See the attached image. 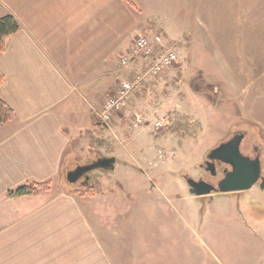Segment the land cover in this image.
<instances>
[{
  "label": "crops",
  "instance_id": "obj_1",
  "mask_svg": "<svg viewBox=\"0 0 264 264\" xmlns=\"http://www.w3.org/2000/svg\"><path fill=\"white\" fill-rule=\"evenodd\" d=\"M136 5L163 6L148 11L157 19L186 11L189 33L213 55L217 92L264 135V0H0L19 26L0 53V99L13 111L0 125V264H110L76 197L9 192L72 169L64 124L96 115L117 77L134 76L120 59L137 36L154 28L164 39Z\"/></svg>",
  "mask_w": 264,
  "mask_h": 264
},
{
  "label": "rangeland",
  "instance_id": "obj_2",
  "mask_svg": "<svg viewBox=\"0 0 264 264\" xmlns=\"http://www.w3.org/2000/svg\"><path fill=\"white\" fill-rule=\"evenodd\" d=\"M159 5H136L137 13L165 32L164 45L178 56L175 66L133 92L108 128L94 125L90 113L64 124L71 142L63 160L67 165L115 157L119 166L113 173L93 171L87 186L66 184L62 172L49 187L62 189L88 209L110 264H264V188L257 184L246 191L192 197L185 181L205 178L204 155L236 132H245L246 142L252 140L264 155V135L217 92L213 55L204 51L197 34L189 33L186 11L159 13L157 19L149 12ZM6 11L0 7V17L10 15ZM136 66L126 71H139ZM130 78L118 76L111 88ZM83 106L77 102L76 112ZM138 118L146 119L143 127ZM156 121L163 127L155 129ZM81 186L86 194L73 195Z\"/></svg>",
  "mask_w": 264,
  "mask_h": 264
},
{
  "label": "water",
  "instance_id": "obj_3",
  "mask_svg": "<svg viewBox=\"0 0 264 264\" xmlns=\"http://www.w3.org/2000/svg\"><path fill=\"white\" fill-rule=\"evenodd\" d=\"M96 115L92 114V121L96 126H108L95 121ZM243 135H235L227 142L221 143L214 148L209 156V161L219 160L229 166L231 170L225 174L214 186L211 183L197 181L192 178H186L188 194L192 197H210L212 194H226L241 192L251 189L259 184L264 188V177L261 169V158L257 156L251 159L244 156L240 151V145ZM116 163L115 157H98L89 164L79 165L64 173V182L68 185H75L84 176L95 170L109 172L114 170ZM212 164V169H213ZM213 175V174H212ZM215 177V176H213ZM88 177L85 178V180Z\"/></svg>",
  "mask_w": 264,
  "mask_h": 264
},
{
  "label": "built area",
  "instance_id": "obj_4",
  "mask_svg": "<svg viewBox=\"0 0 264 264\" xmlns=\"http://www.w3.org/2000/svg\"><path fill=\"white\" fill-rule=\"evenodd\" d=\"M178 56L174 49L163 46L162 35L154 28L137 36L126 54L120 59V65L124 68L136 63L140 70L128 80L123 81L115 94L106 98L99 107L97 119L108 124L115 112L126 106L133 92L151 78H157L170 70L177 63ZM145 118H138L137 124L145 125ZM155 129L163 127L162 121L153 123Z\"/></svg>",
  "mask_w": 264,
  "mask_h": 264
},
{
  "label": "trees",
  "instance_id": "obj_5",
  "mask_svg": "<svg viewBox=\"0 0 264 264\" xmlns=\"http://www.w3.org/2000/svg\"><path fill=\"white\" fill-rule=\"evenodd\" d=\"M19 26L16 20L11 15H5L3 17H0V53H2L5 49V40L6 38L14 35L18 32ZM3 82V76L0 73V85ZM13 118V111L12 109L4 102L2 99H0V125H5L9 123ZM61 178V176H60ZM62 179V178H61ZM87 186V182L85 184ZM49 185L48 184H28L25 186H22L18 189H16L13 192H9V195L14 196H26L36 193L38 190L47 191ZM71 187V186H69ZM83 189L74 190L72 191V194L77 197H82L86 194L85 186H81ZM84 190V191H83ZM92 192V191H91ZM89 192L88 195L92 196V193ZM85 193V194H84Z\"/></svg>",
  "mask_w": 264,
  "mask_h": 264
},
{
  "label": "flooded vegetation",
  "instance_id": "obj_6",
  "mask_svg": "<svg viewBox=\"0 0 264 264\" xmlns=\"http://www.w3.org/2000/svg\"><path fill=\"white\" fill-rule=\"evenodd\" d=\"M235 135H243V140L241 142V145H240V151L241 153L244 155V156H247L251 159H254L256 158L257 156H260L261 158V155L262 153L259 152V148L256 146V144L252 141V140H247L246 142V135H245V132L243 131H240V132H236L235 134H233L228 140H230L233 136ZM228 140L224 141V142H227ZM222 142V143H224ZM221 144V143H220ZM218 144V145H220ZM217 145V146H218ZM216 146V147H217ZM214 147V148H216ZM210 149L207 151V153L204 155V160H203V163L200 165V168L203 170V175L202 176H205V178H202V179H197V181H204V182H207V183H211L213 184L214 186L216 185V183L223 177L225 176V174L227 172H229L231 170V168L225 164H223L221 161L219 160H214V161H209L208 160V156L210 154V152L214 149ZM212 164H213V169H212ZM79 165H83V163L81 164H77L76 166H79ZM85 165V164H84ZM75 166V167H76ZM213 174V175H212ZM88 176H92V173L84 176L83 178H81L79 181H78V184L82 185L83 182L85 183L88 178L85 180L86 177ZM215 176V177H213ZM187 178V177H186ZM185 178V179H186Z\"/></svg>",
  "mask_w": 264,
  "mask_h": 264
}]
</instances>
